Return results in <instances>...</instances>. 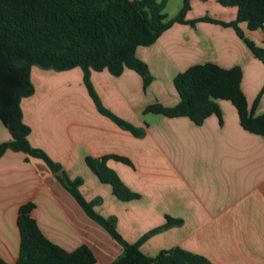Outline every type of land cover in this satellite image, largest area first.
<instances>
[{"label":"crops","instance_id":"crops-1","mask_svg":"<svg viewBox=\"0 0 264 264\" xmlns=\"http://www.w3.org/2000/svg\"><path fill=\"white\" fill-rule=\"evenodd\" d=\"M161 1L167 7L171 4L172 15H176L183 0H156ZM197 1L209 4L200 6L194 16L196 0H192L186 20L208 16L229 23L236 17L235 8L223 7L218 0ZM238 26L245 38L264 49V25L255 32L245 24ZM136 57L151 75L146 89L131 70L118 77L92 71L90 83L102 106L127 123L144 127L143 139H133L98 116L82 85L80 69L56 72L33 66L34 93L20 102L22 121L30 129V146L60 165L62 178L73 180L81 174L95 194L104 190L107 197L108 190L96 185L85 166L86 158L116 156L130 161L136 171L144 169L146 174L141 177L108 159L106 166L124 185L143 191L147 204L94 207V211L104 218L113 217L127 243L137 242L141 229L152 232L167 218L179 220L178 225L151 233L141 245L147 256L179 248L211 264H264V137L245 131L235 108L224 100L217 101L220 117L211 115L199 125L185 117L143 114L155 104L176 106L175 76L192 66L212 63L223 69L240 68V88L247 106L251 108L257 100L254 116H262L264 65L233 28L208 22L174 24L151 46L139 47ZM9 140L0 122V143ZM85 195L86 200L92 199L91 194ZM107 201L116 204L110 196ZM29 203L41 234L63 250L71 252L86 245L95 264H109L121 254V247L86 216L43 161L8 150L0 157L3 262L15 264L17 260L18 212Z\"/></svg>","mask_w":264,"mask_h":264},{"label":"trees","instance_id":"trees-1","mask_svg":"<svg viewBox=\"0 0 264 264\" xmlns=\"http://www.w3.org/2000/svg\"><path fill=\"white\" fill-rule=\"evenodd\" d=\"M223 7L236 9V17L229 23L210 18L186 20L189 0L182 1L177 15L166 20L163 4L156 0H0V122L7 129L10 140L0 143V157L6 151L21 152L45 163L53 175L61 166L52 162L40 149L30 146V129L22 121L20 102L34 93L30 80L33 66L43 70L64 72L80 69L83 83L96 110L117 126L140 136L127 122L116 117L99 102L90 83L92 71H105L113 77L124 70L135 72L143 89L151 82L146 64L136 57L139 47H148L174 24L194 26L208 22L231 27L243 40L253 56L264 65V49L245 38L239 24L251 32L264 25V0H218ZM240 68L223 69L207 63L192 66L173 79L179 102L172 108L151 105L143 113L163 115L168 118L185 117L199 125L211 115L220 117L217 101L232 104L237 111L240 126L247 132L264 137V115L255 117L257 100L248 108L241 91ZM108 159L127 163L125 158L105 156L86 158L85 166L102 184L111 187L113 195L121 201L139 196L123 185L118 176L106 166ZM56 178L63 183V179ZM65 188L88 218L97 223L122 249L121 254L109 264H211L206 259L175 248L149 257L141 251L146 240L127 243L116 229L113 217L98 215L92 203L86 202L77 187L80 179L67 181ZM32 204L19 208L17 228L19 252L15 264H95V257L86 245L67 252L47 240L30 215ZM180 224L179 220L166 219L165 224L153 230H163ZM0 264H7L0 260Z\"/></svg>","mask_w":264,"mask_h":264},{"label":"rangeland","instance_id":"rangeland-1","mask_svg":"<svg viewBox=\"0 0 264 264\" xmlns=\"http://www.w3.org/2000/svg\"><path fill=\"white\" fill-rule=\"evenodd\" d=\"M191 2H192V0H189V6H190V9H189V11L191 10ZM158 3H162L163 4V14H164V16L166 17V20H170V19H172V18H174L176 15H172V14H174V9L172 8V5L170 4V6L169 7H167L168 6V3L166 2V1H161V2H158ZM206 4H209V2H202V1H197L196 0V3H195V7L193 8V15L195 16V15H197L198 13H199V7L200 6H202V5H206ZM181 7H182V5H181ZM205 18V17H204ZM207 18H210V17H208L207 16ZM211 19V18H210ZM195 20H197V19H195ZM151 76V75H150ZM82 85L85 87V85H84V83H83V79H82ZM85 89H86V87H85ZM93 89V88H92ZM86 91H87V89H86ZM87 94H88V96L90 97V99H91V102H92V104H93V108H94V110L97 112V114H98V116L99 117H101V118H104L105 120H108V121H110L115 127H117L119 130H121V131H124V132H126L128 135H130V137H132L133 139H143L144 138V135H145V129H144V127H136V126H133L131 123H128V124H130L132 127H134L136 130H139V132L141 133V135L140 136H134L133 134H131L129 131H127V130H125V129H123V128H121V127H119V126H117V124H115L112 120H110L109 118H107L106 116H103L102 114H100L97 110H96V107H95V105H94V103H93V100H92V98H91V96L89 95V92L87 91ZM97 96V95H96ZM100 102V101H99ZM101 103V102H100ZM102 105V104H101ZM104 107V106H103ZM105 108V107H104ZM106 109V108H105ZM109 111V110H108ZM144 111V110H143ZM110 112V111H109ZM111 113V112H110ZM144 114V113H143ZM148 114L149 115H151V113H147V114H144V115H147L148 116ZM114 115V114H113ZM143 115V116H144ZM142 115L140 116V118L142 119V117H143ZM117 117V116H116ZM119 118V117H118ZM142 120H146V118H144L143 117V119ZM123 121H125L124 119H123ZM125 122H127V121H125ZM114 160V159H113ZM127 160V159H126ZM116 161V160H115ZM128 161V160H127ZM117 162H119V163H121L124 167H125V169H126V171L127 170H129V172L130 173H134L135 175L136 174H138V175H140L141 177H143L144 176V174H146V171H142V170H144V169H139L140 171H136L135 169H134V167H133V165L130 163V161H128L126 164L125 163H122V162H120V161H117ZM88 169V168H87ZM125 171V172H126ZM51 172V171H50ZM91 172V171H90ZM114 172V171H113ZM59 173H62L61 171L60 172H58V173H56V176L58 177V174ZM115 173V172H114ZM116 174V173H115ZM91 175H92V177H93V179H94V181H95V183H96V185L98 184L100 187H101V189H103V188H105V189H107L108 190V197L110 196V197H112L115 201H116V204L114 205L113 203H110L109 201H107L108 200V197H107V195L105 194V192H104V190H102L101 192H99V194H95L94 193V187H93V185H91V183L87 180V181H85V179H82V175L80 174V175H78L79 177H77L76 179H80L81 180V184L77 187V190H78V192H79V194L81 195V197L86 201V202H88V203H92V207H93V210H94V207H146L145 205L147 204L146 202V197H145V195H144V192L143 191H141L142 193H139V192H136V191H133L130 187H128L127 185H124L128 190H129V192H131V193H135V194H137L138 196H139V198H137V199H132V200H129V201H121V200H118L114 195H113V193H112V191H111V187L109 186V185H107V184H102L101 182H99V180L97 179V177L91 172ZM117 175V174H116ZM136 177V176H135ZM59 179H63V178H60V177H58ZM75 179H73V180H69L68 178H67V176H65V180L63 179V183L60 181V183H61V185L63 186V188H64V190L67 192V193H69L68 191H67V189L65 188L66 186L68 187V184H67V181H70V182H73ZM121 181V180H120ZM83 182H84V184H83ZM83 187V188H82ZM82 188V189H81ZM104 192V193H103ZM85 194H91L92 195V199L91 200H86L85 199V196H87V195H85ZM95 194V195H94ZM69 195L71 196V194L69 193ZM72 197V196H71ZM73 198V197H72ZM74 199V198H73ZM103 200L105 201V203H104V205H103ZM75 201V200H74ZM76 202V201H75ZM78 205V204H77ZM79 206V205H78ZM93 221V220H92ZM94 222V221H93ZM95 223V222H94ZM97 224V223H96ZM98 225V224H97ZM99 226V225H98ZM103 229V228H102ZM104 230V229H103ZM141 232V234L139 235V237H138V240L139 239H141L142 237H146V240L144 241V242H146V241H148L150 238H151V228H148V229H141L140 230ZM123 239V238H122Z\"/></svg>","mask_w":264,"mask_h":264},{"label":"water","instance_id":"water-1","mask_svg":"<svg viewBox=\"0 0 264 264\" xmlns=\"http://www.w3.org/2000/svg\"><path fill=\"white\" fill-rule=\"evenodd\" d=\"M63 174L62 173H59L58 174V177L62 178Z\"/></svg>","mask_w":264,"mask_h":264}]
</instances>
